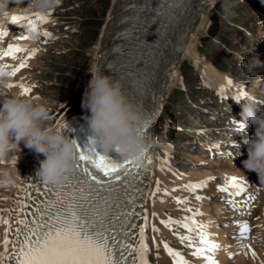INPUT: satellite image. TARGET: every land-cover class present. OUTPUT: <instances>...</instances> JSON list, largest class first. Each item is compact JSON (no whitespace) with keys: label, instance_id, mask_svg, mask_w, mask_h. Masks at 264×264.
<instances>
[{"label":"snow or ice","instance_id":"obj_1","mask_svg":"<svg viewBox=\"0 0 264 264\" xmlns=\"http://www.w3.org/2000/svg\"><path fill=\"white\" fill-rule=\"evenodd\" d=\"M7 19H10L12 25L19 23L24 26L26 22L28 29L33 32L38 24L48 22L46 17L38 13L34 14V17L13 15ZM8 35V31L0 30V40ZM43 35L48 37L49 33L45 32ZM27 51L9 44L7 49L0 51V60L16 59L18 53ZM34 55L35 50H32L25 60L7 75H16L21 68L26 67V60ZM19 87L22 89V95L30 92V89L23 85ZM223 91L221 89V93ZM148 119L150 122L151 118ZM61 127L67 129L68 126ZM147 127L148 123L140 125V134H144ZM240 128L243 129V126L240 125ZM113 152L117 154L115 158L95 151L89 144L81 150L77 144L72 170L67 173V179L59 187H49V184L41 182V185L31 188V192L43 194L46 199L29 204L26 200H32L30 190L23 188L24 195L20 197L15 208V220L11 218L12 210H9L8 217L0 216V225L5 227L4 238L0 241V264H6V261H11L12 264H148L145 228L138 226L132 219L136 215L133 210L134 201L126 196L124 201L117 202L113 195H104L115 193L119 189L117 182L141 169V166L121 157L119 148ZM143 158L149 160L145 154ZM211 179L189 183L184 186V190L195 194L204 189ZM217 191L229 197L227 203L234 204L235 198L241 196L246 187L243 181L231 177L225 178V185ZM195 199L200 201L204 197L195 195ZM124 203L132 207L123 208L113 214V208L120 209ZM176 203L185 204L187 200L177 198ZM185 211L192 213L190 208ZM199 215L201 213L197 210L191 216L182 217L180 220L169 218L161 223L170 230L173 225L185 229L187 234L177 233V238L182 244L187 242V247L193 249L191 255L197 259L202 258L205 264H216L210 253L218 249L219 245L210 241L207 233L201 230L203 226L196 220ZM115 221H119V224ZM137 228L138 234L132 231ZM248 231V225L244 223L240 227L239 237L246 238ZM134 239L135 244L132 242ZM163 247L173 258V264H187L180 252L173 251L167 243H164Z\"/></svg>","mask_w":264,"mask_h":264},{"label":"clouds","instance_id":"obj_2","mask_svg":"<svg viewBox=\"0 0 264 264\" xmlns=\"http://www.w3.org/2000/svg\"><path fill=\"white\" fill-rule=\"evenodd\" d=\"M26 2V6L24 5ZM61 0H0V28L7 18L16 14L38 13L46 15L53 11ZM177 6L184 0H175ZM264 4V0H261ZM12 5V7H9ZM34 38V37H33ZM183 37H178L182 40ZM264 41V37L261 38ZM177 46V51H181ZM247 74H254L255 69L264 67L256 52L240 65ZM83 93L81 107L90 115L85 119L89 129L88 144L95 150H102L106 155L119 148L121 157L141 163L149 146L160 143L159 138H146L139 132V126L145 120L139 108L129 102L121 92L119 81L92 70ZM7 72H0V90L6 88L4 77ZM132 86L143 90V81L133 80ZM239 104V103H238ZM241 108L239 122L245 129L253 126L251 136L243 138L247 159L241 161L247 172H254L260 184H264V111L250 105L239 104ZM49 112L44 105L34 104L22 99L18 94L8 96L0 103V161L8 160L10 154L24 148L42 154L45 158L39 162L36 176L49 185L59 187L72 170L77 141L69 139L51 126H45ZM95 154V153H93ZM18 156L15 157L17 163ZM21 178L17 167L15 172L0 167V187L11 188Z\"/></svg>","mask_w":264,"mask_h":264},{"label":"bare ground","instance_id":"obj_3","mask_svg":"<svg viewBox=\"0 0 264 264\" xmlns=\"http://www.w3.org/2000/svg\"><path fill=\"white\" fill-rule=\"evenodd\" d=\"M114 1H117V0H114ZM22 6H26V2ZM9 7H12V5H10ZM119 10L120 8L118 7V12ZM110 13L114 18L118 15L116 13L115 7L113 8V10H111ZM34 14L36 13L24 14V16L30 15L29 17H34ZM44 17H46L47 20L50 19L49 16L47 15ZM110 23L111 22L108 21V24L104 30L106 31L110 30L111 28ZM18 27L19 28L24 27L26 28V31L19 32V31L10 30L9 32L10 40L8 41V44L19 46L23 49H27L28 51L18 53L16 56V59L4 58L0 60V72L8 73V72H11L13 69L17 68L22 62L21 58L22 57L26 58L28 53H30L32 50H35V55L32 58L27 59L26 61L31 64L33 69L37 68L38 70L39 69L38 65L41 66V64L45 62L46 54H44V52L46 48L42 49L40 45L37 44L39 40H35L33 38L34 32L28 29L26 22H24V26L19 25ZM17 37H27V39H18ZM106 38L107 36H103L101 38L99 37L98 42L96 43L95 47L92 49L91 56H93V59H97L98 54H100L101 51L104 50L103 42ZM192 45H193V41L190 40L187 50L184 53V57L194 59L197 56V55L194 56L196 51H195L194 46ZM4 47H7V44H5ZM31 59H32V63L30 62ZM197 62L198 61L196 60L195 63ZM158 64L159 63H154V64L152 63L149 66V69H148L149 72L152 73L151 71L152 69L153 74H155L157 71ZM3 65H9L10 67L4 68ZM97 65L94 66V70L97 69L98 72H101L100 68ZM205 69L207 70V72L204 73V75H207V73L208 75H217V73L214 70L212 69L208 70V67L206 66H205ZM32 77H33L32 74L27 73V71L23 70V68H21L20 71H18L16 75L14 76L7 75L6 77H4V79L7 81V86L6 88L0 90V103H2L3 100L6 99L10 95H13V94L22 95L21 94L22 89L21 87H19L20 85H23L25 88H29L31 93L33 91L42 92L43 88H40L39 90H33L32 88L33 84L30 85L28 83V81H30ZM34 77L37 78V75H34ZM176 79H177V72H175L172 76H170V80L168 81V84L166 85V88H165V90L167 91L166 93L172 90V88L175 86ZM125 81L126 80H124L123 82ZM8 85H13V87H8ZM122 89L123 88L121 87V90ZM26 95H22V96H26ZM35 101H38V99L36 98ZM72 116L73 115L70 114L68 117H66L61 124L55 127V130L60 131V129L62 128L61 125H65L68 120H71ZM19 147H20V152L17 150L16 152L10 154V157L8 160L0 161V167L8 168L12 170L13 172H15V167H17L19 175L21 177L17 179L16 185L14 187H11V188L0 187V216L8 217L9 210H12V213H11L12 220H15L16 218L15 208L18 206L20 197L24 195L22 189L27 187L31 191L32 186H34L33 183L36 179V171L39 168V162L43 160L44 158L42 154H36L24 148L23 144H20ZM162 148L167 154L170 153V150H171L170 145L164 144L162 145ZM16 156H18L17 163L15 160ZM190 171L192 172V170ZM209 175L210 173L205 170H199L196 173H189L188 177L185 180V184L187 185L189 183H198V182L204 181V179H207ZM181 181H182V178H180V180H173L169 183H165V182L162 183V187L165 190L167 187V190L165 191L167 192V194H165L164 192L163 193L164 195L162 194L156 198L157 203L152 208L151 213H150L149 203H148L149 209H147V213H146V202H145L146 200L145 199L142 204L143 212L141 213L138 226H143L145 228L144 235L146 238L145 243L147 244V249H148L147 256H146L148 264H173V258L169 259V257H167L168 254L166 253L163 245L164 243H166L165 240H170L171 237H175L176 233H173L175 227L173 225L170 230L169 228L165 227L164 224L161 223V221H167V219L164 220L166 218V215L164 214V212L168 213V219L175 217L178 220H180L182 217H186V214L188 213V211H185L186 207L187 209L188 208L192 209L191 215L197 210H199V212L209 211V210L219 211V206L216 205L215 202L210 203L209 191L211 187L209 184L204 189L198 190L195 194H191L188 191L184 190L185 185ZM148 183H149V180L146 181L145 186ZM146 188L152 191V190H156L157 187L156 186L152 187L151 185H149V187L146 186ZM173 189H176V190L173 191ZM195 195H199V196L206 195V196L204 197V199L197 201L195 199ZM177 198L185 199L187 200V203L178 205L176 203ZM200 207H202L201 210L196 209ZM201 219L203 218L198 217V219H196L199 225H203V223L200 222ZM153 229H157L158 231H153ZM4 231H5V227L3 225H0V241H2L4 238ZM135 232L138 234V228L136 229ZM216 232L217 230L213 231V237L215 236V238H218V235L216 234ZM207 235H209V237H212L211 234H209L208 232H207ZM11 238L12 237L10 236L9 239ZM133 243L134 244L136 243L135 239L133 240ZM232 251H233L232 248H230L227 252V256ZM215 256L217 257V253L215 254ZM191 259L192 261L187 262V264H201L203 262L202 258L197 259L195 257H192ZM8 263H11V261H6V264Z\"/></svg>","mask_w":264,"mask_h":264},{"label":"rangeland","instance_id":"obj_4","mask_svg":"<svg viewBox=\"0 0 264 264\" xmlns=\"http://www.w3.org/2000/svg\"><path fill=\"white\" fill-rule=\"evenodd\" d=\"M109 3L110 0H67L64 8L59 12V17L56 16L55 18L60 20L63 25L68 23L66 27L74 26L77 30V33L72 37H66L67 35L61 34L62 38L65 39L61 40L60 38L53 43L52 47L55 46V50L53 52L51 51L50 54H47L46 48L44 52L46 57L48 56L46 62L42 64L44 72H46V79L44 78L46 80L45 87H48L45 96L48 99H53V102H50L51 105L57 106L58 103V109L62 108V106L69 100L71 101L68 103V106H72V109L69 111H76V108L78 107L79 102L77 99L82 97V91L85 89L86 78L90 72L93 59V56H91L92 49L95 47L96 41L98 42L97 39L100 37L99 33ZM60 22L56 23L57 26L51 30L53 33H55L58 28L62 27ZM56 50L61 53L59 52L58 54ZM195 55L196 53L194 56ZM194 81L198 83V78L195 77V80L191 79L190 75L185 84L186 91L184 93L180 92V94H175L176 99H174L173 113L170 117L178 124L185 122L187 114L195 112V109L187 103L186 99L188 97H190V101L196 99V95L192 90ZM175 91L176 89L173 90V92ZM172 98L173 96L169 97L168 100H171ZM165 102L166 100L164 101V104ZM170 105L171 107H169V109L172 108L173 103ZM164 112L169 114L167 108H165ZM191 116H194V113ZM159 121L160 120L155 123L154 130L157 133L156 138L158 137L160 141H163L166 140V135L170 134V130L164 124L163 126H159ZM187 124L190 125L191 123L188 122ZM172 135L173 138H170V141L172 145H174L173 148L175 155L173 154L172 157L168 158V160H170L168 163H172L176 166L177 170H179L178 167L181 166L180 168L183 167L186 172L190 170L196 172V170L192 169L193 166L189 165V162L187 163V161L181 159L183 155H181L179 145L181 139H183L182 135L180 133H172ZM185 139H187V137ZM160 159L166 161L165 155H161ZM163 161H160L161 166H159L155 173V178H158V182L161 178L163 180V175L161 176L162 172L168 171V167ZM183 163H185V165H183ZM177 170L175 169L174 171L176 172ZM167 174L169 173L167 172ZM231 248L233 251L238 249L237 246Z\"/></svg>","mask_w":264,"mask_h":264}]
</instances>
